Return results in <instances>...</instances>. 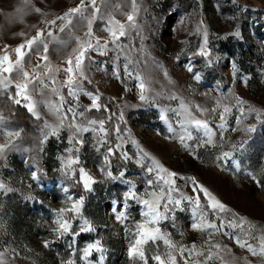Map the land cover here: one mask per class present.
Returning <instances> with one entry per match:
<instances>
[{
  "label": "rangeland",
  "instance_id": "374dc122",
  "mask_svg": "<svg viewBox=\"0 0 264 264\" xmlns=\"http://www.w3.org/2000/svg\"><path fill=\"white\" fill-rule=\"evenodd\" d=\"M137 2L141 4V11L137 15L140 28H130L128 35L121 38V43L126 46L124 53H119L112 44H109L104 55L94 51L89 53L101 67L97 70L93 65L87 70L92 83L83 81V86L89 92H98L101 102L109 105L108 108L99 111L92 109L85 112L84 117H80L78 112L84 111V107L90 104V99L82 94L79 101L68 96L67 88L61 86L63 72L53 71L52 75L57 77V82L52 84L50 80H46L49 87L45 88L42 94L36 91L41 88L38 82L30 85V92L37 101V110L43 117L41 120H36L30 113L24 112L22 106L13 104L7 94L0 90V114L7 118L6 126L12 130H23L15 142L16 147L7 153L6 159H0V182L13 189L7 193L0 192V253L4 254L3 258L7 264H60L61 260L69 258L68 244L72 237L66 235L56 239L55 234L50 231L54 226V214L51 210L70 204L64 192L65 187L68 189L67 195L74 199L81 195L85 197L82 212L93 222L96 229L95 232L78 236L76 247L82 248L88 241L101 239L105 248L104 264H133L127 256V247L134 239L135 224L142 219L140 212L144 206L129 200L127 208L121 209L127 217L121 223L114 219L110 210V207L115 206L112 202L115 200L123 203L122 194L128 188L124 180L135 183L141 194L158 186L166 188V185L162 180L156 179L155 172L146 171L151 165L150 159L145 157L141 164L136 163L139 158L136 156L138 150L136 145L132 144V139L154 155L166 168L178 173L175 179L180 191L174 192L173 196L181 199L182 203L181 207L175 210V227L171 220L161 224L165 231L171 233L174 241L185 245L186 248H190L195 241L199 251L207 249L210 243L219 242L231 249V253L220 251V255L226 260L231 259L232 255L247 257L254 264L258 260V257L252 256L246 249H240L230 235H223L222 232H214L211 242L205 243L209 240V232L213 230L200 232L190 228L192 206L182 198V194L194 195L192 183L183 179L185 176H194L231 209L255 225V228L248 229L246 223V231L256 235L264 229V190L247 174L251 172L259 176L261 169H264V113L260 119H257L255 113L247 111L241 115L234 97L227 95L221 99V105L228 104L231 111L225 114L224 122L227 128L222 130L219 117V113L223 111L222 106L218 107L215 113L201 112L195 107L199 104L203 108L211 109L221 93H226L231 88L250 105L264 108V0H238L236 4L232 0ZM32 3L40 7L43 14L27 11L24 0H0V49H3L5 44L9 45L10 48L5 50L14 58L15 53L11 49L34 36L38 28L43 29L45 35L41 39L48 43L49 60L42 61L35 54L34 47L25 57V69L33 74L36 71L43 74L46 71L45 65L49 63L53 69H63L66 67V57L76 47L72 35L86 38V23L73 18L72 25L60 31L58 27L46 25L43 20L62 15L67 8L79 3V0H32ZM97 4H100V0H97ZM116 4L120 7L116 8ZM240 5L246 7L241 8ZM18 9H23L26 14L18 12ZM101 11H111L117 20L126 22V14L131 11V0H108L107 8L101 6ZM181 20L183 24L180 23ZM60 23L58 20L57 25ZM103 27V24L96 22L93 30L96 35L107 37ZM205 29L208 33L206 47L213 57L211 67H205L207 57L193 55L204 43ZM49 30L53 33L51 37L47 36ZM138 32L146 37L143 41L144 52L139 51L141 40ZM236 32L240 35H235ZM60 41L66 44H61ZM39 51L42 53V46ZM177 53L180 54L179 59L176 58ZM125 55L132 61L128 74L123 71ZM37 64L40 65L39 69L34 67ZM85 64H88L87 59ZM187 64H192L195 70L202 73L201 81L192 79V75L186 71ZM233 64L238 69L235 76ZM117 65L120 70L119 79L113 76ZM165 71L167 76L164 75ZM137 73L144 77L150 86L148 95L152 99L149 101H140L138 98ZM241 77H250L246 86L241 82ZM51 88L59 89L69 104L81 105L77 110L76 120L82 126L99 129V124L90 126L88 121L104 119L107 132L90 130L81 134L83 145H70V132L65 126L58 136L48 137L43 145L44 152L37 155L44 120L55 123V117L43 103L45 100L58 102L59 97L52 93ZM10 91L14 93L15 90L12 88ZM172 96L177 98L171 99ZM112 97L117 99L113 100ZM181 98L189 105L194 118L207 120L216 132L213 137L215 147H197V144L207 137L202 130H196L194 125L187 126L192 138L185 137L184 143H181L177 116ZM164 107L176 110L166 113L167 122L160 119L161 109ZM244 107L247 109L248 105ZM121 111L124 114L123 121L119 119ZM68 115L71 118L72 114ZM107 117H111V120L106 119ZM236 117L241 119L239 125L236 123ZM67 123L68 121H65V125ZM168 124L177 131L170 133ZM117 125L121 128L119 134L114 130ZM248 125H255V131H246ZM233 128L237 130L232 131ZM221 131H224L223 140L219 135ZM118 135L123 137L124 142L121 148L116 150V154L110 157L111 170L115 176H119L120 171H124L125 175L122 179L108 180L99 169L104 166L103 155L107 146L116 144ZM2 140L3 136L0 135V141ZM102 142L106 143L101 147ZM241 144L243 148L240 147ZM233 145L236 147L233 148ZM68 147L79 148V152L74 150L72 154L79 155L80 166H84L98 181L93 185L92 191H85L83 185L77 183L78 176L68 178L60 170L58 156L68 155L64 151ZM223 151H232L233 156L218 160L217 157ZM122 152H126L130 159H122ZM237 162L241 165L240 171L235 168ZM34 163L43 169L39 182L31 179ZM148 179L153 180L151 187L146 183ZM169 215L171 216V213ZM221 215L231 219L230 213ZM78 226L79 221H74L73 228L78 230ZM228 231L231 233L232 230ZM236 231L239 233V230ZM44 240L53 243L45 248L42 244ZM249 243L255 245L257 242L250 239ZM158 244L159 251L164 253L166 247L162 241ZM146 247L150 258L154 254L155 246ZM185 256L193 260L203 259L195 253L185 252ZM98 257L99 253L94 252L89 259L96 260ZM73 258L77 264H86L85 261L79 260V252ZM149 264H155V261L149 259ZM180 264H183L182 260ZM209 264H220V261L214 258Z\"/></svg>",
  "mask_w": 264,
  "mask_h": 264
},
{
  "label": "snow or ice",
  "instance_id": "6c2138e0",
  "mask_svg": "<svg viewBox=\"0 0 264 264\" xmlns=\"http://www.w3.org/2000/svg\"><path fill=\"white\" fill-rule=\"evenodd\" d=\"M234 4L238 3V0H232ZM24 5L27 11H32L36 13H42L40 7L35 6L32 3V0H24ZM101 6L107 8L108 0H100V4H97V0H79V3L75 4L72 7L67 8L62 15L56 16L54 19L43 20V23L46 25H52L58 27L60 31H64L66 26L72 25L73 18H78L86 23V32L85 37L81 38L79 35H72V39L76 41V47L73 48L72 52L66 57V67L63 69L56 67L53 69L52 65L46 64L45 73L41 74L39 71H36L35 74L30 73L25 69V57L29 53L36 49L35 54L40 57L42 61H48V43L41 39L45 35L43 29H37L34 36L25 39L23 42L16 45L11 49L15 56L14 58L9 54L10 46L5 44L3 49H0V90H3L7 94V98L12 101L13 104L17 106H22L26 109L28 113L31 114L36 120H41L43 117L41 113L37 110V101L34 99L33 95L30 92V85L34 82H38L41 85V88L36 90L41 94L45 88H48L49 85L46 83V80H50L52 84L57 82V77L52 75L53 71L56 73L63 72L64 79L62 82V87H66L68 91V96L79 101L81 94L90 99V104L84 107V111L78 112L80 117H84L85 112H89L92 109L101 110L102 108H108L109 105L103 104L101 102V96L97 92L96 94L87 91L83 86V81L91 84L92 80L87 74V70L90 69L93 65L96 66L97 70H100V65L89 55L91 51L97 52L101 55L106 54V49L109 47V44L114 45L115 49L123 54L125 45L121 43V38L128 35V30L130 28L139 29L140 25L137 22V15L141 11V4L137 0H131V11L126 14V22H121L117 20L114 14L111 11L102 12ZM116 8H119L120 5L116 4ZM241 8L246 7V5H240ZM18 12L24 13L23 9H18ZM146 12L147 9H144ZM43 14V13H42ZM61 21L57 25V21ZM96 22H100L104 25L103 30L107 32V37H101L96 35L93 30V25ZM183 24V20L180 21ZM203 24V21L200 22ZM19 35H24V33H19ZM141 40V46L139 51L144 52L143 41L146 39L143 35L138 32ZM204 43H202L193 55H200L207 57L205 67H211L213 64V57L210 54V51L207 49V30H204ZM235 35L239 36L240 33L236 32ZM47 36H53L51 30L47 32ZM95 41V43H93ZM101 41H103L101 43ZM61 44H66L64 41H60ZM42 46V53L39 51V48ZM183 51V49H181ZM179 53H177V59H179ZM88 60V64H85V60ZM119 59V57H117ZM125 63L123 65V71L125 74L129 73V65L132 61L125 55ZM36 69H39L40 65L37 64L34 66ZM235 76L236 65H232ZM186 71L192 75V79L199 82L202 79V73L198 70H195L192 64L185 65ZM264 74V73H262ZM164 75L167 76V71L164 72ZM113 76L117 79L120 78L119 65L113 70ZM136 79L138 81L137 88L139 89L138 98L140 101H149L152 99L148 95L150 91V86L148 82L142 77L139 73L136 74ZM250 77H241V82L246 86ZM219 83V82H218ZM191 87V85H189ZM14 88V93L10 89ZM52 93L59 97L58 102H52L45 100L44 107H46L50 114L55 117V123H50L48 120H44L43 129H41L42 139L39 142V152H44L43 145L49 136H58L60 131L67 126L70 135L68 137V143L70 145H83L84 140L81 138L82 133L89 132L90 130L107 132L105 128V120L101 119L99 121L90 120L88 124L96 125L99 124V129L95 127L89 128L82 126L76 120L77 110L81 107L79 103L76 105L69 104L57 88H51ZM207 95V94H202ZM227 95H232L235 99V104L238 106L239 112L243 115L246 111L249 113H255L257 119H260L261 114L264 113V108H256L249 104V102L238 94L234 93L231 88L227 90L226 93L222 92L220 98L216 99L215 105L211 108H203L201 105L196 104L195 107L201 112H211L215 113L218 107H223V111L219 113L220 120V129L224 130L227 128L225 121V114L231 111V107L228 104L221 105V99ZM177 97L172 96L171 99H176ZM113 100L117 97H112ZM67 104V108L65 105ZM244 105H248L245 109ZM180 111L177 112L179 117L178 123L180 128L178 131V136L181 143H184L185 137L188 139L192 138V133L188 130V125H194L196 130H202L204 136L207 137L206 140H202L197 144V147L204 145L216 146V142L213 140V137L216 135V132L213 131V128L209 125L207 120L196 119L193 117L189 105L183 102L181 98V103L179 105ZM169 111H176L174 109L164 107L161 109L160 119L165 122L168 121V116L166 115ZM69 113H71V118H69ZM6 117L0 114V135L3 136V140L0 141V159H6L7 153L16 147L15 142L21 136L22 129H9L6 124ZM106 119L111 120V117ZM119 119L124 120L123 111H121ZM65 121H68L65 125ZM236 123L239 125L241 123L240 117H236ZM45 129L47 131H45ZM115 132L119 134L121 128L117 125L115 127ZM236 128H233L232 131H236ZM168 131L170 133L176 132L177 130L172 127L171 124H168ZM246 131L252 132L255 131V125H248ZM130 135V133H129ZM220 139L224 138V131L219 133ZM171 139V137H168ZM124 139L122 136H117V143L112 146H107L106 153L103 155L104 166H101L99 171L106 177L108 180H117L122 179L125 175L124 171L119 172V176L113 175L111 170V160L110 157L116 154V150L120 149ZM132 144L136 145L137 153L136 156L139 157L136 159L137 164H141L143 159L146 157L150 159L151 165L146 169L148 173H156V179L162 180L165 187L153 188L150 191L146 190L143 194L139 193L136 188V184L124 180L123 182L128 185V188L123 192V203L120 201H113V205L110 207L111 212L114 214V219L118 222H123L127 217L125 211L121 209H126L128 206L129 200L136 201L139 205H143V209L140 212L142 216L141 220H138L135 224L134 230V239L129 243L127 247V256L129 261L135 262L139 261L140 264H149V259L155 261V264H180V261H183V264H209L214 258L220 261V264H254V262L247 257H236L235 255L231 256V259L226 260L223 256L220 255L221 250H226L231 253V249L227 245H222L219 242L210 243L214 232H222L223 235H230L234 240L235 244L240 249H246L254 257H258V260L255 264H264V229H261L256 235H253L251 231H246L244 225L247 223L248 229L255 228V225L248 221L246 217L240 215L235 210L231 209L227 204H225L221 199L218 198L208 187L203 183H200L194 176H185L183 179L185 181H190L193 185L194 195H183L182 198L187 200L192 208L191 214L192 219L190 222V228L195 231L205 232L206 230H213L209 232V240L205 243H210V246L204 251H199L195 241L192 242L190 248H186L185 245L179 244L174 241L171 237V233L165 231L161 224L162 222L171 220L173 227H175V210L181 207L182 200L175 198L173 196L174 192H179L180 189L176 186V177L178 173L166 168L154 155L146 151L135 139H132ZM104 143H101V147L104 146ZM190 147L189 145H185ZM233 148L236 145L232 146ZM243 148V144L240 145ZM79 152V148L68 147L64 151L68 155H60L58 159L60 161V170L68 178H75L78 176L77 183L83 185L85 191H92L93 185L98 181L96 178L90 174V172L84 167L80 166V157L79 155H73V151ZM99 151V147L97 148ZM195 153V149H193ZM233 156L232 151H223L217 157V159H228ZM121 157L124 160L130 159L126 152L121 153ZM237 171L241 170V165L239 162L235 164ZM43 172L42 168H39L36 163L32 165L31 168V179L33 181L39 182L40 174ZM251 179L256 182V184L264 190V169H261L260 175L253 174L251 172L247 173ZM147 185L151 187L153 184L152 179L146 181ZM13 189L9 188L7 184L0 182V192L7 193L11 192ZM64 192L67 196V200L70 201L69 206L60 207L52 209L51 211L54 214V219L52 221L53 227L50 231L55 234L56 239H60L66 235L72 237L71 242L68 244L69 248V258L67 260H61L60 264H77L76 257L79 252V260L85 261L86 264H104V253L105 248L101 239H94L85 243L82 248L76 247V238L83 233L95 232L96 229L93 225V222L84 216L82 209L84 208L85 197L83 195L73 198L70 195H67L68 189L65 187ZM198 193V194H196ZM202 199L204 203H202ZM183 210V209H181ZM171 213V216L169 215ZM231 214V219H226L221 214ZM214 217V218H209ZM79 221L78 230L73 228V222ZM231 229V233L228 231ZM239 230V233L236 231ZM183 235V233H181ZM255 240L257 243H249V240ZM163 243L166 247V251L161 253L159 251L158 242ZM53 241L44 240L42 244L45 248H48ZM146 246H155L154 254L149 258L147 254ZM213 249L216 251L214 252ZM15 252V250H13ZM99 253V257L96 260L89 259L93 253ZM185 252L195 253L197 257H203V259H189L185 256ZM206 252V254H205ZM3 253H0V264H7V261L3 258ZM179 257V259H178Z\"/></svg>",
  "mask_w": 264,
  "mask_h": 264
},
{
  "label": "trees",
  "instance_id": "16d2710c",
  "mask_svg": "<svg viewBox=\"0 0 264 264\" xmlns=\"http://www.w3.org/2000/svg\"><path fill=\"white\" fill-rule=\"evenodd\" d=\"M22 110H24V112H27V111L25 110V108H24V107L22 108ZM94 112H95V111H94Z\"/></svg>",
  "mask_w": 264,
  "mask_h": 264
},
{
  "label": "bare ground",
  "instance_id": "6f19581e",
  "mask_svg": "<svg viewBox=\"0 0 264 264\" xmlns=\"http://www.w3.org/2000/svg\"><path fill=\"white\" fill-rule=\"evenodd\" d=\"M141 207H142V205H141Z\"/></svg>",
  "mask_w": 264,
  "mask_h": 264
}]
</instances>
